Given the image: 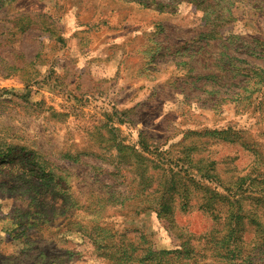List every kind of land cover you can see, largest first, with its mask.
I'll list each match as a JSON object with an SVG mask.
<instances>
[{
  "label": "rangeland",
  "instance_id": "374dc122",
  "mask_svg": "<svg viewBox=\"0 0 264 264\" xmlns=\"http://www.w3.org/2000/svg\"><path fill=\"white\" fill-rule=\"evenodd\" d=\"M0 264H264V0H0Z\"/></svg>",
  "mask_w": 264,
  "mask_h": 264
}]
</instances>
